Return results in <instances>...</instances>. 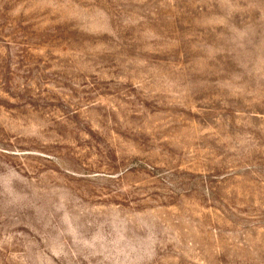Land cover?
Instances as JSON below:
<instances>
[{
	"label": "rangeland",
	"instance_id": "obj_1",
	"mask_svg": "<svg viewBox=\"0 0 264 264\" xmlns=\"http://www.w3.org/2000/svg\"><path fill=\"white\" fill-rule=\"evenodd\" d=\"M0 264H264V0H0Z\"/></svg>",
	"mask_w": 264,
	"mask_h": 264
}]
</instances>
